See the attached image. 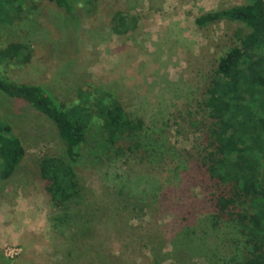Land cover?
Listing matches in <instances>:
<instances>
[{"label": "rangeland", "instance_id": "374dc122", "mask_svg": "<svg viewBox=\"0 0 264 264\" xmlns=\"http://www.w3.org/2000/svg\"><path fill=\"white\" fill-rule=\"evenodd\" d=\"M243 1L78 0L70 22L49 0H18L13 13L4 11L0 75L41 85L67 105L110 95L142 129L138 145L129 140L127 151L112 154L93 120L75 167L78 193L59 210L37 171L39 158L60 151L53 126L0 94V121L24 148L0 188V264L242 260L236 227L212 225L198 154L206 142L199 103L217 59L244 30L227 20L199 27L194 18ZM115 12L132 21L114 31Z\"/></svg>", "mask_w": 264, "mask_h": 264}, {"label": "trees", "instance_id": "16d2710c", "mask_svg": "<svg viewBox=\"0 0 264 264\" xmlns=\"http://www.w3.org/2000/svg\"><path fill=\"white\" fill-rule=\"evenodd\" d=\"M18 0H0V22L4 11ZM71 21L78 0H49ZM9 15V16H8ZM125 16L115 12L113 30ZM227 20L242 25L238 44L216 61L214 77L207 84L199 110L204 117L206 142L198 154L212 189V225L232 223L242 239L244 257L238 264H264V13L260 0L218 9L194 18L201 27ZM11 21V19L9 20ZM127 21H132L129 19ZM0 94L21 100L43 115L53 126L60 151L38 159L37 171L47 201L64 210L78 193L75 167L86 144L93 120L102 131V148L127 151L123 144L136 142L142 122L131 119L110 95L67 105L43 86L16 82L0 75ZM120 143V144H119ZM123 145V146H121ZM135 145V146H136ZM24 148L8 123L0 121V188L16 170Z\"/></svg>", "mask_w": 264, "mask_h": 264}, {"label": "water", "instance_id": "95a60500", "mask_svg": "<svg viewBox=\"0 0 264 264\" xmlns=\"http://www.w3.org/2000/svg\"><path fill=\"white\" fill-rule=\"evenodd\" d=\"M261 1V5H262V9H263V13H264V0H260Z\"/></svg>", "mask_w": 264, "mask_h": 264}, {"label": "built area", "instance_id": "2783aa9c", "mask_svg": "<svg viewBox=\"0 0 264 264\" xmlns=\"http://www.w3.org/2000/svg\"><path fill=\"white\" fill-rule=\"evenodd\" d=\"M238 1V0H237Z\"/></svg>", "mask_w": 264, "mask_h": 264}]
</instances>
